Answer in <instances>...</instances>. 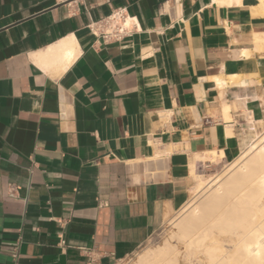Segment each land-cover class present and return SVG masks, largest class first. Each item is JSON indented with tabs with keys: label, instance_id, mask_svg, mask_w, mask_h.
Here are the masks:
<instances>
[{
	"label": "crops",
	"instance_id": "crops-1",
	"mask_svg": "<svg viewBox=\"0 0 264 264\" xmlns=\"http://www.w3.org/2000/svg\"><path fill=\"white\" fill-rule=\"evenodd\" d=\"M261 122L264 0H0V264L124 260Z\"/></svg>",
	"mask_w": 264,
	"mask_h": 264
},
{
	"label": "bare ground",
	"instance_id": "bare-ground-1",
	"mask_svg": "<svg viewBox=\"0 0 264 264\" xmlns=\"http://www.w3.org/2000/svg\"><path fill=\"white\" fill-rule=\"evenodd\" d=\"M193 178L203 198L189 200L173 220L172 238L184 248V259L192 264H264V134L250 137L219 175ZM180 254L179 246L165 242L135 264H177Z\"/></svg>",
	"mask_w": 264,
	"mask_h": 264
},
{
	"label": "rangeland",
	"instance_id": "rangeland-1",
	"mask_svg": "<svg viewBox=\"0 0 264 264\" xmlns=\"http://www.w3.org/2000/svg\"><path fill=\"white\" fill-rule=\"evenodd\" d=\"M247 137L246 140H249L250 137H252V139L259 137L261 135L264 134V122H261L258 124V126H256V131H250L247 130ZM245 146H246V142H245ZM225 167H227L226 165H223L220 167V169L216 171H214V175L212 173H208L206 175H204L205 178H210V176L215 177L217 176V174L219 175L220 173L223 172V170L225 169ZM219 171V172H218ZM208 175V177H207ZM194 186L191 189V196L190 199L191 202L193 203H199L202 198L203 195L198 194L197 195V191L196 186L198 185V179H194ZM197 195V196H196ZM181 210V209H180ZM178 210L175 213H173L166 221L165 223L145 242L143 243L132 255H130L129 257L125 258L122 261L117 262L116 264H135L138 262V260L145 255L146 253L158 248L159 246H161L162 244H164L165 242L170 243L171 245H176L179 246L180 249V256L181 258H179V263L177 264H187L189 261V263L192 264V260H185V256H184V248L182 247V245L177 243V240L175 238H172L173 236V231H174V219H177L181 216V211ZM176 216V217H173ZM171 218V219H170ZM182 248V250H181ZM183 256V257H182ZM184 259V260H183ZM185 261V263H184Z\"/></svg>",
	"mask_w": 264,
	"mask_h": 264
},
{
	"label": "built area",
	"instance_id": "built-area-1",
	"mask_svg": "<svg viewBox=\"0 0 264 264\" xmlns=\"http://www.w3.org/2000/svg\"><path fill=\"white\" fill-rule=\"evenodd\" d=\"M123 16H124L123 12H116L112 14L111 16L107 17L104 21H98V22H95L94 24L89 25V28L93 32V30L96 31V30L106 27L109 31L102 34L104 38H109L111 36L115 38H119L120 36L122 37L125 34V30L115 32L116 30L115 22L121 19ZM9 190H10V193L13 194L15 191L14 186L11 185L9 187ZM14 258H17V255H14Z\"/></svg>",
	"mask_w": 264,
	"mask_h": 264
}]
</instances>
